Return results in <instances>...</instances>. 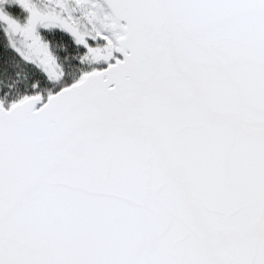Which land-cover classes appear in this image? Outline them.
<instances>
[{"label": "snow or ice", "instance_id": "1", "mask_svg": "<svg viewBox=\"0 0 264 264\" xmlns=\"http://www.w3.org/2000/svg\"><path fill=\"white\" fill-rule=\"evenodd\" d=\"M0 264H264V0H0Z\"/></svg>", "mask_w": 264, "mask_h": 264}]
</instances>
